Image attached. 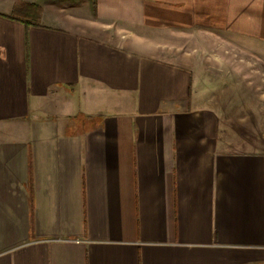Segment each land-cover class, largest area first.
Returning <instances> with one entry per match:
<instances>
[{"label": "crops", "instance_id": "obj_1", "mask_svg": "<svg viewBox=\"0 0 264 264\" xmlns=\"http://www.w3.org/2000/svg\"><path fill=\"white\" fill-rule=\"evenodd\" d=\"M93 4L0 0V264H264V0Z\"/></svg>", "mask_w": 264, "mask_h": 264}, {"label": "trees", "instance_id": "obj_2", "mask_svg": "<svg viewBox=\"0 0 264 264\" xmlns=\"http://www.w3.org/2000/svg\"><path fill=\"white\" fill-rule=\"evenodd\" d=\"M97 0H94V6L96 7ZM42 8L35 3L20 2L13 11L14 18H17L24 22L27 26L32 24H38L41 15Z\"/></svg>", "mask_w": 264, "mask_h": 264}]
</instances>
